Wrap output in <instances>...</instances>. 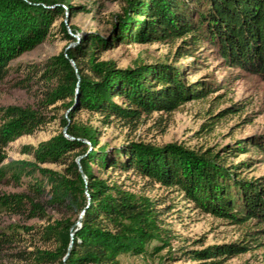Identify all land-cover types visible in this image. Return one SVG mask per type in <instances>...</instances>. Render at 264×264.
Segmentation results:
<instances>
[{"label":"trees","instance_id":"trees-1","mask_svg":"<svg viewBox=\"0 0 264 264\" xmlns=\"http://www.w3.org/2000/svg\"><path fill=\"white\" fill-rule=\"evenodd\" d=\"M74 9L66 0H0V82L10 62L45 43L55 23ZM60 27L65 39L75 44L48 58L41 69H30L29 74L37 75L22 81L45 84L42 97L26 107H0V184L26 191L0 194V212L43 222L21 227L23 238L28 236L31 243L16 256L35 264H120L121 255L145 254L147 244L158 240L147 199L109 185L92 166L97 172H134L177 187L202 212L253 227L237 244L195 252L199 259L249 250L248 243L264 235V182L234 178L209 152L199 155L175 146L153 148L133 142L108 152L97 148L91 127L68 121L74 112L90 111L132 122L143 113H172L200 98L201 92L192 91L164 65L117 69L99 60L100 49H109L111 40L88 33L76 40L61 22ZM115 27L113 41L127 44L181 40L180 49L193 52L202 42H211L231 67L264 79V0H128ZM69 29L76 31L73 25ZM114 98L122 99L124 106ZM58 103L67 111V118H60L65 130L32 149L33 162L4 163L8 145L47 126L52 120L47 113ZM234 107L224 113L234 112ZM256 144L264 152V143ZM49 210L61 211L64 217L52 220ZM15 237L0 231V246L25 242ZM35 241L50 248H37Z\"/></svg>","mask_w":264,"mask_h":264},{"label":"rangeland","instance_id":"rangeland-1","mask_svg":"<svg viewBox=\"0 0 264 264\" xmlns=\"http://www.w3.org/2000/svg\"><path fill=\"white\" fill-rule=\"evenodd\" d=\"M66 1L75 6L73 14L67 10L65 18L55 23L45 43L9 63L6 77L0 82V107H26L34 105L42 97L45 84L36 83V80L22 81L27 79V75L30 79H33V74L37 75L29 74L30 69H41L48 58L75 44L65 39L61 22L76 40L87 33L102 41L111 40L113 44L109 49L106 46L100 49V61H110L122 70L164 65L177 72L192 91L201 92L200 98L189 101L172 113H143L132 122L90 111L74 112V117L68 121L91 127L98 142L97 148L104 147L109 152L133 142L153 148L175 146L199 155L209 152L220 161V166L233 173L234 178L237 176L245 182H264V152L256 144L264 143V79L231 67L211 42H202L196 51L186 52L180 49L181 40L144 44L113 41L115 20L123 14L128 0ZM69 25L76 28L75 33L70 31ZM22 84L27 89L21 88ZM113 102L124 106L120 98H114ZM233 106H236L234 112L224 113ZM52 108L55 109L47 113L52 118L47 126L8 145L4 150V163L16 160L33 162L30 151L58 131H63L60 118H67L66 108L61 103ZM41 168L61 171V167L55 165H43ZM92 169L109 185L145 197L150 203L152 215L156 217L154 233L158 240L153 239L147 244L145 254L121 255L120 264H264V235L258 236L255 242H249V250L236 255L199 259L195 254L207 247L237 244L248 238L245 234L253 227L234 225L202 212L177 187H165L134 172L111 169L97 172L96 166ZM27 180L28 177L24 178V181ZM25 192L23 188L0 184V194ZM47 213L52 220L64 217L61 211L49 210ZM42 223L0 212V231L15 233V238L24 237L23 225ZM23 239L25 242L20 240L0 246V264H35L16 256L31 243L28 236ZM34 244L40 249L50 248L37 241Z\"/></svg>","mask_w":264,"mask_h":264},{"label":"water","instance_id":"water-1","mask_svg":"<svg viewBox=\"0 0 264 264\" xmlns=\"http://www.w3.org/2000/svg\"><path fill=\"white\" fill-rule=\"evenodd\" d=\"M64 130H65V129H64ZM64 130H63V131H64ZM69 139H72V138H69ZM78 161H79V159L76 160L77 163H78Z\"/></svg>","mask_w":264,"mask_h":264}]
</instances>
